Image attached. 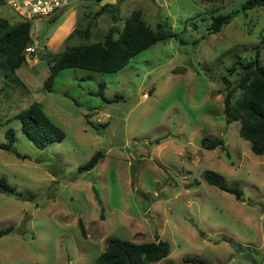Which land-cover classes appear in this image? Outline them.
Listing matches in <instances>:
<instances>
[{"label":"rangeland","instance_id":"374dc122","mask_svg":"<svg viewBox=\"0 0 264 264\" xmlns=\"http://www.w3.org/2000/svg\"><path fill=\"white\" fill-rule=\"evenodd\" d=\"M243 2L73 0L31 20L33 58L10 76L0 68V143L9 129L16 136L11 151L0 148V177L16 188L0 191V227H15L0 238V264H96L112 236L168 240L170 255L152 264H196L185 256L205 261L197 264H264V154L240 135V120H226L221 79L237 86L241 76L230 67L256 59L258 49L264 63V7L239 12ZM105 3L112 5L95 18ZM136 9L152 29L164 22L177 36L116 73L68 68L44 89L48 55L64 50L73 30L72 44L101 41ZM231 13L229 24L210 30L214 16ZM0 18L23 20L8 0ZM90 21L96 24L86 36ZM60 27L70 29L57 39ZM100 83L106 100L97 94ZM33 102L64 130L62 141L39 148L24 134L15 116ZM204 136L222 137L225 147L204 148ZM98 150L102 161L80 172ZM208 170L243 197L208 183Z\"/></svg>","mask_w":264,"mask_h":264},{"label":"trees","instance_id":"16d2710c","mask_svg":"<svg viewBox=\"0 0 264 264\" xmlns=\"http://www.w3.org/2000/svg\"><path fill=\"white\" fill-rule=\"evenodd\" d=\"M3 1L0 0V3ZM93 1L101 3L104 0ZM111 5L110 3L102 5L94 17L97 18L109 10ZM261 6L264 7V0H245L239 12ZM234 15L231 13L214 16L210 30L219 32L224 25L233 20ZM94 23L95 21L89 22L84 31L86 36L90 34ZM165 26L166 23L160 22L156 30L152 29L145 21L142 10L136 9L132 11L122 27L116 24L111 26L101 41L72 44L70 39L78 32L77 29L73 30L65 40L64 50L48 55L50 74L44 81V89L52 90L59 73L68 68L102 73L120 71L143 50L160 40L177 36L174 30ZM31 30V20L23 19L11 23L8 19L0 18V68L6 76L16 74V70L27 60L25 50L33 43ZM260 45L264 47V38ZM229 70L232 73H238L241 77L237 86L229 87L228 85L231 84L229 78L226 75L221 76L227 86L224 109L226 120L229 123L240 120V135L249 141L255 154L262 155L264 154V63L260 60V50H257L256 59L247 62L236 60ZM91 76V74L87 75V77ZM100 86L97 94L106 100L105 84L100 83ZM238 88L241 89L240 96L234 99V92ZM109 101H117V99L113 98ZM15 118L21 121L24 134L39 148H45L65 138L64 130L49 117L39 102H33L22 109ZM6 136L8 141L0 143V148L11 151L16 140L15 131L9 129ZM220 145L225 147L222 137L204 136L201 139V146L207 149H214ZM104 157L103 150L96 151L86 163L79 167V171L92 170ZM203 176L211 185L234 194L238 199L243 197V190L238 186H228L220 174L208 170ZM0 186L5 190H16L5 176L0 177ZM14 229V225L0 227V238L13 232ZM80 229L85 236L86 230L82 220H80ZM170 253L171 244L165 239L136 242L112 236L107 239L106 249L98 255L96 264H152L168 257ZM183 260L185 263H205L202 258L192 256H185Z\"/></svg>","mask_w":264,"mask_h":264},{"label":"built area","instance_id":"2783aa9c","mask_svg":"<svg viewBox=\"0 0 264 264\" xmlns=\"http://www.w3.org/2000/svg\"><path fill=\"white\" fill-rule=\"evenodd\" d=\"M72 2L73 0H8L9 6L22 19L28 20L53 16L61 10L68 8ZM25 52L29 61L33 58L36 47L30 44Z\"/></svg>","mask_w":264,"mask_h":264},{"label":"crops","instance_id":"0c3cea01","mask_svg":"<svg viewBox=\"0 0 264 264\" xmlns=\"http://www.w3.org/2000/svg\"><path fill=\"white\" fill-rule=\"evenodd\" d=\"M65 24H66V23H65ZM65 24H63V26H61V27L63 28ZM61 27H60V28H61ZM62 28H61V32H58V33L56 32V33H55V36L57 37V39H59V38H64V37L66 36L67 32H68L69 29H70V28H69L68 30H63Z\"/></svg>","mask_w":264,"mask_h":264},{"label":"water","instance_id":"95a60500","mask_svg":"<svg viewBox=\"0 0 264 264\" xmlns=\"http://www.w3.org/2000/svg\"><path fill=\"white\" fill-rule=\"evenodd\" d=\"M0 191L4 192L5 189L1 186V187H0Z\"/></svg>","mask_w":264,"mask_h":264}]
</instances>
